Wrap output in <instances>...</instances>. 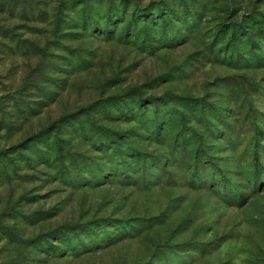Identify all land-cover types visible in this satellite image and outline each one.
I'll list each match as a JSON object with an SVG mask.
<instances>
[{
  "label": "rangeland",
  "instance_id": "rangeland-1",
  "mask_svg": "<svg viewBox=\"0 0 264 264\" xmlns=\"http://www.w3.org/2000/svg\"><path fill=\"white\" fill-rule=\"evenodd\" d=\"M0 264H264V0H0Z\"/></svg>",
  "mask_w": 264,
  "mask_h": 264
}]
</instances>
